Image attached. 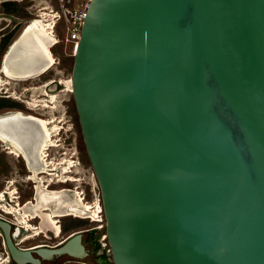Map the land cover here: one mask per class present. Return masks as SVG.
<instances>
[{
  "label": "water",
  "instance_id": "obj_1",
  "mask_svg": "<svg viewBox=\"0 0 264 264\" xmlns=\"http://www.w3.org/2000/svg\"><path fill=\"white\" fill-rule=\"evenodd\" d=\"M73 57L113 264H264V0H92Z\"/></svg>",
  "mask_w": 264,
  "mask_h": 264
},
{
  "label": "rangeland",
  "instance_id": "obj_2",
  "mask_svg": "<svg viewBox=\"0 0 264 264\" xmlns=\"http://www.w3.org/2000/svg\"><path fill=\"white\" fill-rule=\"evenodd\" d=\"M3 2L15 3L16 10L8 13L3 6ZM78 0H0V64L2 57L7 50L8 45L19 36L21 30L26 24L37 15H43L48 20L47 25H52L56 22L53 28V34L58 43L51 47V53L54 60L53 65L49 68L48 72L41 75L38 78H31L29 80H10L9 84L5 85L7 88L0 92V114L6 110L19 109L23 112L34 114L35 116L49 117L50 120H54V123H58L60 130L56 136L52 137V141L58 145L50 147L48 149V159L55 164L60 162L64 164H58L63 166V170L67 171L61 173L58 168L56 171H51L53 174L45 175V180L50 182L49 187L56 189L60 187L71 188L73 191L85 190L86 201L88 204L98 202L101 209L100 189L96 178L93 173L92 167L89 163L86 149L84 146L80 126L78 123L77 112L72 97L71 91L68 89L67 82L71 78L72 66L74 57L72 54L73 48L71 43L66 41V33L64 27L66 20L62 18L58 20V14L61 15L65 7H77ZM3 35L8 36L6 49L1 48ZM54 79L55 81L45 89L41 87L42 83L46 80ZM62 81L61 85L57 81ZM48 92L45 94L44 90ZM2 100V101H1ZM27 107L34 109L28 110ZM62 126V128H61ZM3 161V165L8 166L11 177L9 180L16 179L14 183L17 188V195L21 196L20 199L27 198L30 194V188L33 183L26 179L25 172H21L22 162L19 157L13 154L5 153L4 150L0 154ZM72 160L78 161L77 166H71ZM72 169L70 172L69 169ZM70 172V173H69ZM70 176V179L65 183H60L65 179L63 176ZM64 181V180H63ZM62 181V182H63ZM59 182V183H58ZM4 182V187L6 186ZM93 187L94 192L91 190ZM15 188V187H13ZM16 194V193H15ZM68 196L70 194L68 193ZM72 198V197H71ZM3 218L12 220L13 217L0 210ZM98 222H92L90 219H73L70 217L60 218V222L65 226L66 230L61 233L58 238L47 239L40 234L35 239L24 241L19 244L20 247L26 248L35 243H45L50 246L56 245L63 237L67 236L72 231L92 229L95 226L105 224L103 211L100 213ZM37 220L31 221V224L36 225ZM95 230V229H94ZM94 235L96 238L101 236L103 230H95ZM51 235V234H50ZM89 235L85 232L82 238L85 240V250L89 255L86 257H75L68 254H61L53 256L50 259L42 260V264H95L94 258L96 253L106 252V247L98 245L94 248L92 245V239H88ZM0 258L5 261L7 259V251L2 244V238L0 236ZM7 264H13L12 261H5ZM107 264H112L108 261Z\"/></svg>",
  "mask_w": 264,
  "mask_h": 264
},
{
  "label": "flooded vegetation",
  "instance_id": "obj_3",
  "mask_svg": "<svg viewBox=\"0 0 264 264\" xmlns=\"http://www.w3.org/2000/svg\"><path fill=\"white\" fill-rule=\"evenodd\" d=\"M40 18L44 22H46V23L48 22L46 17H44L43 15L40 14V15H37L36 18L31 19L28 23H30L31 21H33L35 19H40ZM3 36H5V35H3ZM1 63H2V60H1ZM48 70H49V68L47 70H45L44 72L36 75V76L25 78V79H13V78L5 77L4 75L1 74L0 76H1V79L3 81V84L0 83V86H1L0 92L7 88L5 85L9 84L10 80H29L31 78H38L41 75L47 73ZM6 81H7V83H6ZM54 81H55L54 79L46 80L42 83L41 87H43L45 89L46 87L50 86ZM57 82L64 86L62 81L58 80ZM44 92H45V94H48V92L46 90H44ZM27 109L31 110V111L34 110L30 107H27ZM11 113H20L23 116L31 117L33 119L41 121V122L38 121V124L30 125V127L36 128V130L38 132V136L40 137V139L42 137V128L40 125H42L43 128H44V126L47 127L48 132H49V138H50L41 147V149H39L38 161L30 163V167H29L27 164V161L23 158L21 153H19L17 151L16 145L11 144L12 140L8 137V135L5 133L0 134V154L4 150L5 153L13 154L16 157H19L20 161L23 163L22 168H20L21 172H23V173L25 172L24 176H26V173H27L26 179L30 180L33 183V185L30 188H28V189H30V194L28 195V197L24 198V199H20L21 196L19 194L17 195L18 191H17L16 185L14 184L17 180L16 179L9 180L8 177H11L12 172L10 170H8L7 164H6V166L3 165V161L0 157V210L13 217L12 220H8V219L3 218L1 213H0V221L7 224L8 233H9V236H10L12 243L19 250H22V251L29 250L31 255L34 258L39 260V264H42V260L50 259L53 256H58L61 254H68L70 256H75V257H86L87 255H89L88 252L85 250V247H84L85 240H84V238H82L83 233L86 232L89 235L88 239H90V241L92 239V245L94 246V248H97L98 245H101V246H103V248L106 247V250H107L106 252L98 251V253L95 254L96 255V257L94 258L95 264H107L108 261H110L113 264L109 244H108L107 237H106L105 224H102L99 227L95 226L92 229L72 231L69 234H67V236L63 237L60 241H58V243L56 245H53V246H50V245L45 244V243H35V244H33L29 247H26V248H22L19 246L20 243H22L24 241L35 239L40 234H42V236L47 238V239L60 237L61 233L64 230H66L65 226L61 224L60 218L70 217L73 219H90V221H92L94 223L98 222L99 220H101L100 213L103 211L102 210L103 208L101 210H98L96 207L95 208L92 207V208H94L92 210L86 208L83 211L84 216H81L83 214L80 213L78 211V209H75L74 211H70L69 208L67 209V208H64L62 206L50 207L47 204H41L39 206L35 205V194H36V187L37 186H41V188L45 189V192H49V193L55 192V191H58V192L66 191L67 194L69 193L70 196L72 197V198L69 197L70 201H75L79 198H80V200H78V201L79 202L83 201L85 204H88L89 201H86V199H85L86 193H85L84 189H81L82 191H84V194H85L84 200H82L81 199V190L80 191H73V189L65 188V187L53 189V188L49 187L50 182L45 180L44 174L46 176L53 174L51 171H56L58 168L60 169L61 173H63V174H64V172H67L66 170L65 171L63 170L64 165L63 166L58 165V164H64V163L60 162L58 164H55L53 161L48 159V155H49V153L47 152L48 149L50 147H54L55 145L56 146L58 145L56 142L52 141V137L56 136L58 134V131L60 130L59 124L54 123V120H50L49 117H44L43 115L42 116H35L34 114H31L28 112H23L22 110H19V109L6 110L5 112L1 113L0 116L6 115V114H11ZM61 128H62V126H61ZM50 134H51V136H50ZM27 149L32 151V150H35V147H34V145H32ZM77 164H78V161L76 162L75 160H72V164H71L72 167H74L75 165L77 166ZM62 171H64V172H62ZM69 171L71 172L72 169H69ZM63 177L65 178L66 175ZM61 180L62 181L64 180V181L63 182L61 181L60 183H65L67 180H73V179H70V176H67L65 179H61ZM4 182H6L7 185L3 189ZM13 187H15V188H13ZM93 204H94V202L92 204H89V206L93 205ZM71 207H73L72 209H74L76 207V205H71ZM23 208H26L25 214H24ZM93 210H95V211H93ZM73 213H75V215ZM33 220H37L36 225L31 224V221H33ZM94 229L95 230H99V229L103 230V232H101V236L99 238H96L95 240H94V238L96 237V235H94V233L96 231ZM77 233L80 234V243L83 246L84 253L82 255H72L69 253H61V254H53L51 256H42L38 252V250L58 248L61 245H63L70 237H72L73 235H75ZM0 236L2 238V244L7 251V259H5V261L8 262L10 260V261H12L13 264H20V263H18L17 260H15L11 256V254H10V252L6 246L4 230L1 226H0ZM5 261H3L0 258V264H7ZM22 264H35V263L30 262V261H25ZM84 264H86V263H84Z\"/></svg>",
  "mask_w": 264,
  "mask_h": 264
},
{
  "label": "bare ground",
  "instance_id": "obj_4",
  "mask_svg": "<svg viewBox=\"0 0 264 264\" xmlns=\"http://www.w3.org/2000/svg\"><path fill=\"white\" fill-rule=\"evenodd\" d=\"M40 19H35L28 23L23 28V34L19 38L17 37L8 51L4 53L5 55H3L0 65V75L2 74L5 77L13 79H25L36 76L53 65L54 60L51 47L57 42L53 34V23L52 25H47L46 22ZM1 81L2 79L0 76V83L3 84V81ZM67 86L72 93L71 78L67 82ZM38 121L39 120L31 117L23 116L20 113L0 116V134L5 133L8 135L12 140L11 144L16 145L17 151L21 153L29 167L30 163L38 161L39 149L50 139L47 127L44 126L43 128V126L40 125L42 128L41 139L38 136L36 128L30 127V125L38 124ZM32 145H34L35 150H28L27 148ZM78 200H80V198L75 201H70L66 191L49 193L45 192V189L41 188V186L36 187L35 205L37 206L47 204L50 207L62 206L67 209L69 208L70 211L78 209V211L83 214L81 216H84L83 211L86 208L92 210L96 207L98 210H101L97 201L89 206V204H85L83 201L79 202ZM71 205H76V207L72 209L73 207H71ZM23 211L25 214L26 208H23Z\"/></svg>",
  "mask_w": 264,
  "mask_h": 264
},
{
  "label": "built area",
  "instance_id": "obj_5",
  "mask_svg": "<svg viewBox=\"0 0 264 264\" xmlns=\"http://www.w3.org/2000/svg\"><path fill=\"white\" fill-rule=\"evenodd\" d=\"M78 1L79 3L77 7H72V8L65 7L61 15L58 14V20H61L62 18L66 20V25L64 27V30L66 33V41L71 43L73 48L72 54L70 53V55L72 56H74L75 51L77 49L83 22L87 13V9L92 0H78ZM55 25L56 22L53 24V28ZM91 176L93 178V172H91ZM91 190L94 192L92 186H91ZM84 197H85L84 191L81 190V199L84 200ZM73 214L75 215V213Z\"/></svg>",
  "mask_w": 264,
  "mask_h": 264
},
{
  "label": "trees",
  "instance_id": "obj_6",
  "mask_svg": "<svg viewBox=\"0 0 264 264\" xmlns=\"http://www.w3.org/2000/svg\"><path fill=\"white\" fill-rule=\"evenodd\" d=\"M3 6L5 7L6 12L10 13V12L16 10L17 5L15 3H11V2H3ZM8 40H9V35L3 37L2 43H1L2 49H4V50L6 49V47L8 45L7 44Z\"/></svg>",
  "mask_w": 264,
  "mask_h": 264
}]
</instances>
